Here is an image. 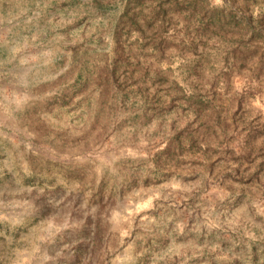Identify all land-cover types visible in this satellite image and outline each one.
Returning <instances> with one entry per match:
<instances>
[{"label": "rangeland", "instance_id": "374dc122", "mask_svg": "<svg viewBox=\"0 0 264 264\" xmlns=\"http://www.w3.org/2000/svg\"><path fill=\"white\" fill-rule=\"evenodd\" d=\"M0 264H264V0H0Z\"/></svg>", "mask_w": 264, "mask_h": 264}]
</instances>
